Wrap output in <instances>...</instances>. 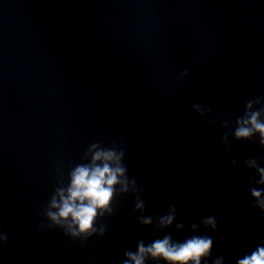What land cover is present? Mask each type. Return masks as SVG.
Listing matches in <instances>:
<instances>
[{"label": "clouds", "instance_id": "clouds-1", "mask_svg": "<svg viewBox=\"0 0 264 264\" xmlns=\"http://www.w3.org/2000/svg\"><path fill=\"white\" fill-rule=\"evenodd\" d=\"M187 70L182 73L186 76ZM194 110L201 116L207 115L211 109L205 105L195 104ZM229 120H223L221 127L228 128ZM234 139L237 141L251 140L259 137V144L264 147V97H256L245 103L243 116L235 119ZM221 142H228V133L221 136ZM211 147V146H210ZM125 153L118 150L115 143L111 147H103L100 142L92 143L83 153L81 159L86 163L69 165L68 183L61 180L48 201L44 215L50 224L48 227H57L73 239L86 241L90 237L106 234V225L98 221L105 216L113 214V203L118 195L131 193L135 196L133 212L139 213V223L142 226H152L155 221L153 236L173 224L177 217L175 205H169L167 214L145 216V201L138 192L144 191L137 187L135 179H129L127 167L124 164ZM233 160V166H236ZM248 168H254L259 174V179L249 178V183L264 185V167H261L256 158L244 161ZM239 180V176H234ZM251 196L255 198L253 208H258L264 214V188H251ZM205 228L217 230L218 222L215 216L201 219L200 223L193 222L189 227L193 233L198 232L200 225ZM176 230H184V223L175 225ZM0 240L6 242L8 236L0 235ZM213 239L207 235H191L183 241L173 240L172 234H166L163 238H157L149 244L139 240L136 250H126L122 264H147L149 260L163 261L164 264H207L212 254ZM224 257L221 255L212 261V264H223ZM236 264H264V240L258 244L250 254L239 258Z\"/></svg>", "mask_w": 264, "mask_h": 264}]
</instances>
